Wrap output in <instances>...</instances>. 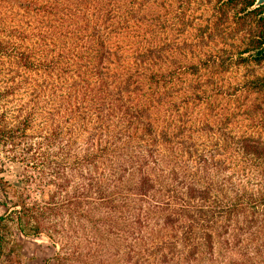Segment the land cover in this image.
Masks as SVG:
<instances>
[{
    "label": "trees",
    "instance_id": "trees-1",
    "mask_svg": "<svg viewBox=\"0 0 264 264\" xmlns=\"http://www.w3.org/2000/svg\"><path fill=\"white\" fill-rule=\"evenodd\" d=\"M254 1L22 2L45 51L22 53L24 66L58 93L20 158L46 162L59 191L0 215V264L10 223L52 240L56 264H264V74L226 76L264 62ZM35 87L0 141L38 128Z\"/></svg>",
    "mask_w": 264,
    "mask_h": 264
},
{
    "label": "rangeland",
    "instance_id": "rangeland-1",
    "mask_svg": "<svg viewBox=\"0 0 264 264\" xmlns=\"http://www.w3.org/2000/svg\"><path fill=\"white\" fill-rule=\"evenodd\" d=\"M23 1L0 0V120L2 119V124L10 128L16 124V117L19 116L21 119L31 106L35 85L39 95L36 106L41 112L37 120L39 126L33 132L28 131L29 136H22L20 141L12 140L10 137L0 141V215L4 214L5 209L9 211L18 209L14 206V202L21 198L26 204H42L48 194L59 191L55 189L53 183H48L50 178L47 176L49 168L46 162L41 164L38 161L35 165L36 161L30 162L20 158V154L28 144L40 141L43 132L40 124L43 118L41 113L51 107H54L53 111H55L58 93L55 80H53V91L56 92L53 96H50L47 88L45 89L49 81L45 71L41 68L29 69L24 66L23 54L30 50L36 53V59H41L45 51L42 52L37 45L35 46L32 32L27 31L30 26L23 17ZM21 29L24 40L20 37ZM244 34L243 31L226 33L223 35L222 45L237 43V39L242 40ZM172 40L174 45L181 44L176 33L171 35ZM254 74H264V62L258 66L254 64L240 66L226 76L241 77ZM45 146L43 145V148ZM57 146L56 139L52 149ZM54 161L51 163L52 167L57 163V160ZM5 242L6 259L12 261L10 264H56L52 258L58 247L44 233L23 236L10 223ZM70 256L74 261H83L74 264H96L93 255L81 256L78 259L76 254Z\"/></svg>",
    "mask_w": 264,
    "mask_h": 264
},
{
    "label": "water",
    "instance_id": "water-1",
    "mask_svg": "<svg viewBox=\"0 0 264 264\" xmlns=\"http://www.w3.org/2000/svg\"><path fill=\"white\" fill-rule=\"evenodd\" d=\"M260 6H264V0H255L254 3L250 7H248V10H253Z\"/></svg>",
    "mask_w": 264,
    "mask_h": 264
}]
</instances>
